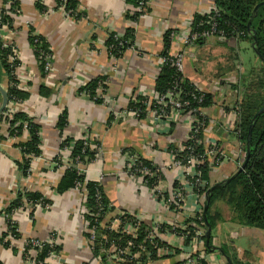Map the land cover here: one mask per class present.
I'll return each instance as SVG.
<instances>
[{
	"label": "crops",
	"instance_id": "crops-1",
	"mask_svg": "<svg viewBox=\"0 0 264 264\" xmlns=\"http://www.w3.org/2000/svg\"><path fill=\"white\" fill-rule=\"evenodd\" d=\"M78 1V11L84 14L80 21L67 17L63 9H56V0H42L47 7L45 12L37 8V0H19L20 14L14 18V29L3 34L19 48L22 67L17 75L27 80L28 89L21 90L30 94L15 110L26 113L41 126L42 155L32 160L31 175L22 176L19 164L23 155L18 144L27 142L29 135L23 133L10 139L6 122L0 123V264H31L23 257L26 241L50 242L56 233L60 234L57 245L61 250L56 257H49L47 264H101L94 260V252L86 243L82 194L75 190L59 194L55 190L66 171V167L54 163L63 137L81 139L87 131L101 148L98 157L86 166L85 174L87 181L102 186L110 202L112 211L105 222L117 231L121 225L118 215L128 213L152 230V225L162 217L165 224L164 230L159 231L160 241L171 252L154 264L182 262L190 245L170 231L175 216L159 204L143 179L128 174L126 151L162 167L160 188L169 192L182 173L171 167L169 147L185 139L189 124L172 123L169 127L164 119L150 117L148 121H141L130 114L111 124L108 120L110 111L127 110L136 94L151 97L155 93L165 33L184 30L187 20L210 11L214 1L149 0L150 11L137 22L127 18L136 9L125 0ZM3 7L4 0H0V9ZM130 28L134 29L135 45L115 60L107 50L106 41L110 34L125 36ZM30 29L35 35L43 36L53 52L52 69L46 76L42 75L29 44ZM239 41L212 38L186 50L184 76L212 96L211 105L202 108L208 120L204 138L226 155L220 166L210 172L207 183L211 186L235 175L239 171V159L245 158L237 132V105L244 91L242 77L257 67V60L245 68L240 56L234 55ZM244 41L253 48L249 40ZM254 52L258 59L255 49ZM260 63L263 66L261 59ZM102 76L108 77V96L112 99L109 107L92 102L80 92L82 86ZM226 81L232 87L222 92L220 86ZM0 85L5 89L9 85L8 75L1 66ZM42 86L51 90L50 97L41 96ZM65 110L69 124L62 137L57 123ZM20 190L42 194L50 201V208L29 204L30 212L19 209L14 213L20 239L12 241L16 248L13 250L1 242L7 230L3 211ZM25 202L28 203L24 196ZM186 206L176 220L182 226L194 221L201 207L194 196L188 198ZM211 214L216 222L212 231L215 246H225L240 264H264V230L235 223L231 208L222 199L214 202ZM173 251L178 253L172 254ZM207 264L229 262L221 253L213 252L207 254Z\"/></svg>",
	"mask_w": 264,
	"mask_h": 264
},
{
	"label": "trees",
	"instance_id": "trees-1",
	"mask_svg": "<svg viewBox=\"0 0 264 264\" xmlns=\"http://www.w3.org/2000/svg\"><path fill=\"white\" fill-rule=\"evenodd\" d=\"M128 5L133 6L135 9L138 7H143L140 5L142 2L145 6L142 11H134L133 13H128L127 18L134 22H137L139 18L150 11L148 6L149 0H125ZM10 0H4V5L8 4ZM264 0H215V5L218 13L213 11L205 14H195L193 29L196 33L202 34L204 32L210 31L212 23L217 24V31L223 32L227 39L235 38L240 40H249L252 44H255V51H259L261 59L263 62V67L260 71V76L256 78V82L253 85V89H244V97L237 105L238 122H237V132L239 140L242 144V149L244 155L248 154L247 163L243 171H238L232 177L214 185L215 189L211 192V204L207 213V219L212 227V231L216 227V222L211 214V207L214 202L218 199H222L230 208L233 213V221L238 225L256 228L264 230ZM11 3V2H10ZM37 8L45 12L47 7L44 6L42 0H37ZM262 4L258 9L256 7ZM62 5L60 0H57L56 9H59ZM79 1L78 0H67L65 3V11L76 21H80L84 18V14L78 11ZM12 15L20 14V3L19 1L12 2L10 4V9L8 10ZM14 20L8 14H6L5 9H1L0 12V30L4 25H7L10 30L14 28ZM174 30H169L164 35V50L161 56H166L171 47L170 34ZM134 39V29H128L127 33L123 37H117L115 34H110L108 40L106 41V47L111 57L120 59L124 56L128 48L135 45ZM208 40V39H207ZM203 37H200L196 46L204 44L206 41ZM29 44L34 49L35 56L38 60L39 69L43 76L48 73L46 71V61L42 54L53 55L49 43L43 36L35 35L34 30L30 29L29 34ZM12 54L10 47H4L2 41L0 40V66L4 69L9 78L8 85V96L9 101L13 99L16 101L24 102L26 101L30 94L18 87L17 77L15 75L16 67L19 61L11 63L9 57ZM107 76H102L100 78L94 79L80 88V92H86L90 100L96 104H103V100L98 98V89L101 81L107 80ZM179 83L181 89L183 90V98L190 101V106L184 108V112H187L196 108H206L211 105L212 96L211 94H204V101L198 104L195 99H193L192 94L195 92L194 84L187 79L183 74L179 73L176 68L172 67L169 63L165 64L158 75L155 82V92L159 95H165L170 89H172L175 83ZM106 90L107 85L103 86ZM52 94L51 90L47 87L42 86L41 96L50 97ZM97 97V98H96ZM135 100H132L129 106V110H135L137 108L143 110L141 118H145L147 115L146 106L140 101H144V98L139 96ZM1 101V94H0ZM263 109V112L256 117V114ZM4 115H0V123L2 121L8 122V137H20L28 132L29 140L27 142L19 143L18 146L22 151L23 159L19 164L21 169V174L24 177H28L29 169L31 168V160L28 158L30 156L39 157L42 155V140H41V126L37 124L33 118L24 112H17L13 114V119L4 120ZM114 121V115L109 116L108 123L111 124ZM69 124V114L65 110L59 117L57 128L60 131L62 137L66 127ZM253 128L251 129V127ZM86 135V134H85ZM98 148H100V143L96 140L91 141ZM65 148L71 149L70 155V166L66 169L62 179L56 187V191L59 194H63L69 190H73L77 187L79 183L85 184L86 190L88 192V198L86 206L89 209V214L85 215V220L89 222L91 226H97L98 230L102 231L103 235L112 238H122V241L128 239L126 236H122L119 233L110 231L108 227L111 223H106V217L110 215L112 209L110 202L108 201L102 186L96 182H90L86 179V174H82L77 169V165L80 164L87 166L92 161H94L99 152L95 149L89 148L85 145L83 139H75L70 137H63L60 145V149L65 150ZM197 152H203V147H199ZM245 159V158H244ZM54 163L58 166L61 165L58 156L54 158ZM146 164L150 165V162L145 161ZM212 169L205 165L202 167L203 179L208 182L210 177V172ZM148 185L152 187L155 185V179L145 178ZM211 185H207L204 190H201L202 194H206L211 188ZM26 197L28 204L35 206L37 203H42L44 205L50 204L40 193L25 192L20 190L16 198L5 208L3 215L7 222V230L2 236L1 242L4 246L12 248L15 250L9 241H6L9 234L12 233L16 239H20V233L18 229V224L13 220L14 213L24 206L23 197ZM206 205V201L204 203ZM99 215L98 218L95 217ZM94 215V216H93ZM199 227H203L201 221H193ZM187 222V229L180 231L186 237V245L191 244L193 236L195 235L196 226H193ZM205 227L207 230V224L205 222V217L203 219ZM87 234H85L86 236ZM146 235L144 225L141 226L139 238L143 239ZM204 240L205 246L204 250L197 252L194 257H199L201 254H210L213 252L221 253L225 258L231 259L232 264H240L234 255H231L229 250L225 247H218L214 244V235L211 234L210 239L207 242L206 236L202 238ZM101 246L96 242L94 248L95 257H103L102 249H106L105 240L102 239ZM29 247L26 246L23 251V257L25 261H34L35 264H47V260L50 257V253L59 254L61 250L60 245H54L51 247L48 243L44 244L43 250L37 254L36 257L29 256ZM155 252V251H153ZM178 253V251H176ZM157 258L154 255L153 260L156 261ZM101 264H111L108 262L107 256L101 259ZM175 264H184V262H176ZM199 264H207L204 260H199Z\"/></svg>",
	"mask_w": 264,
	"mask_h": 264
},
{
	"label": "built area",
	"instance_id": "built-area-1",
	"mask_svg": "<svg viewBox=\"0 0 264 264\" xmlns=\"http://www.w3.org/2000/svg\"><path fill=\"white\" fill-rule=\"evenodd\" d=\"M19 0H10V2H16ZM62 2V5L59 9H63L67 17H71L66 11H65V3L67 0H60ZM213 7L210 11L207 13L213 11L215 13H218V10L215 5V0ZM8 3L4 5L3 9H5L6 14L10 15L13 20L17 15H12L8 10L10 9V4ZM57 4V0H56ZM143 7L145 6V3H141ZM143 7H138L136 11H142ZM2 9V8H1ZM0 9V12H1ZM146 14V12L144 13ZM72 18V17H71ZM15 21V20H14ZM193 22H194V16L187 20V25L184 30L181 31H173L170 34V40H171V47L168 51L166 56H161L160 64L163 67L165 64H170L172 67L176 68V70L184 75L185 72V57H186V50L190 47L196 46V42L200 37H203L204 39H220L222 41L228 40L223 32L217 31V24L214 22L212 23L211 30L204 32L202 34H198L193 29ZM29 24V23H28ZM27 24V25H28ZM14 29V28H13ZM7 31H12L8 28L7 25H4L2 29L0 30V40L3 43L4 47H10L12 54L9 57V61L11 63H14L15 61H19L18 66L16 67L15 75L17 77L18 81V87L20 89H28L27 80L22 78L21 76L17 75V70L22 67V62L19 56V48L16 44L11 43V41H8L7 38L3 35ZM119 37L118 35H116ZM33 49V48H32ZM34 51V49H33ZM43 57H45L46 61V71L49 74V72L52 69V62H53V55L48 54H42ZM114 58V57H113ZM117 60V58H114ZM47 74V75H48ZM108 78L107 80L101 81L99 84L98 89V98H101L103 100V104L107 107L111 106L112 99L108 96V88L105 90L103 86H108ZM195 92L192 94L193 99L198 104H201L204 101V94L207 92L194 84ZM232 85L230 81H226L224 85H221V91H225V89L231 88ZM84 95L88 96L86 92L83 93ZM183 90L181 89V86L179 83H175L174 87L170 89L165 95H159L156 92L151 96H141L139 94H136L133 98L136 103L137 97L141 96L144 98V101H140L143 105L146 106V112L147 115L145 118H141V115L143 114V110L137 108L135 110H127L121 111L118 113H114L113 111H110V115H114V121H120L124 120L125 116L133 115L136 119L141 121H148L150 117L157 118V119H164L165 121H168L169 127L172 126V123L174 124H184V122L188 123L187 127V135L185 139L179 143L176 146H170V156L172 158L171 161V167L175 169L182 170V173L178 177V180L174 183V186L172 190L167 192V190H163L160 188L161 183L163 181V168L160 166H157L154 163H150V165L145 163V159H143L139 154L134 153L130 150L126 151L127 153V165L126 169L129 175L133 177H141L147 187H149L152 192L154 193L156 199L158 200L159 204L163 206L165 210L168 212L170 211L175 217L171 226V232L176 234L179 238L184 239L186 241V237L183 233L180 231H184L187 229V226L179 225L176 220L181 215V213L187 209V200L190 196L195 197V201L201 205L200 209H197L199 211H196V215L194 217V221H201L203 227H199L193 223H189L193 226H196L195 235L193 236L192 242L190 245V248L188 251L185 252L183 255V261L184 264H199V260H204L207 263V254H201L199 257H194L197 252H201L204 250V240L202 239L206 234V227L205 223L203 222L204 219V206L206 201V194H202L201 190H204L208 183L203 179L202 174V167L207 165L212 170L216 169L220 166L223 159L226 158V155L221 151L216 144L212 143L211 141H207L204 138V133L206 132V129L208 127V120L202 113V108H196L189 110L187 112H184V108H188L190 106V101L185 100L182 96ZM89 97V96H88ZM96 97V98H97ZM22 102L12 100L9 101V104L6 108V110L2 113L4 115V118L6 120L13 119V114L17 113L15 110L16 105H20ZM4 119V120H5ZM8 128V122L6 123ZM182 124V125H183ZM25 133H28L25 131ZM86 135L83 136L81 139L85 142L86 146H89L91 149H95L98 152L101 148H98L95 144H93L94 139H92L90 131H87L85 133ZM10 138V137H8ZM10 139H16V137H11ZM199 147H203V152L199 153L196 150ZM243 154V152H242ZM70 155H71V149L65 148V150H60L59 154L57 155L60 159L61 165L64 166L66 169L70 166ZM31 162L34 159L40 158L30 156L28 157ZM244 163V159H239V169ZM77 169L80 173L85 174L86 172V166L80 164V162L77 165ZM31 175V168L29 169L28 176ZM145 178L149 179H155L156 183L152 187L148 185V182ZM86 182L84 184L79 183L77 187L73 190L78 191L82 194L84 205L82 207L81 213L83 214V217L85 219V215L89 214V209L86 206L87 198H88V192L86 190L85 186ZM24 206L20 209H25L26 211L30 212V205L28 203H23ZM30 206V207H29ZM36 207L44 206L46 208H50L49 204H42L37 203L35 205ZM111 206V205H110ZM198 208V207H197ZM94 216V215H93ZM98 214L95 216L98 218ZM118 220H120L121 225L120 229L115 231L112 228V225L109 228L110 231H114L116 233L121 234L122 236L128 237L125 241H122V238H112L109 239L106 235L104 236L102 231L98 230L97 226H91L88 221H86V232L87 234L85 236L86 243L89 246V248L94 252L95 244L98 242V244L101 246L102 239L105 240V245L107 246L106 249H102V256H107L108 262L111 264H154V255L161 259L166 254H169V251L171 252V249L168 246H164L163 243L160 241L159 237V231L164 230V224L162 217H160L153 225L152 230H149L147 227H145L144 224L140 222L137 218L134 216H130L128 213H120L118 215ZM14 220V215H13ZM15 221V220H14ZM16 222V221H15ZM17 223V222H16ZM144 225L146 235L143 239L139 238V233L141 226ZM101 232V240L98 241L99 233ZM60 237V234H53L51 236L50 242L48 241H42L38 239H29L25 243V247H29V256L30 257H36L38 253L43 250L44 244L48 243L53 247L54 245H57V238ZM18 240L15 238V236L10 233L6 241H9L12 245V241ZM24 247V249H25ZM155 251V252H153ZM172 254H176L175 251L172 252ZM57 254L51 252L50 257H56ZM102 257V258H103ZM101 257H95L94 260L96 262H101ZM158 259V260H159ZM157 261V260H156ZM31 264H35L34 261H28Z\"/></svg>",
	"mask_w": 264,
	"mask_h": 264
},
{
	"label": "rangeland",
	"instance_id": "rangeland-1",
	"mask_svg": "<svg viewBox=\"0 0 264 264\" xmlns=\"http://www.w3.org/2000/svg\"><path fill=\"white\" fill-rule=\"evenodd\" d=\"M235 53L234 55L238 54L240 56V59L241 61L243 62V64L245 65V68H249L250 65H252V63H254V59L257 60L256 63H257V67L256 68H252L248 71V73L245 74L244 77H242V84L244 85V89H248V91L250 89L256 91V89H253V85L254 83L256 82V78L258 76H260V71H261V68L263 66L262 63H260V59L254 57L255 55V52H254V49L251 47V45L247 42V41H244V40H240L238 43H237V48L235 49ZM238 52V53H237ZM232 56H233V53H231ZM257 56V55H256ZM242 87V88H243ZM245 93V90L243 91L242 93V96L241 98L243 99V95ZM241 99V100H242Z\"/></svg>",
	"mask_w": 264,
	"mask_h": 264
},
{
	"label": "water",
	"instance_id": "water-1",
	"mask_svg": "<svg viewBox=\"0 0 264 264\" xmlns=\"http://www.w3.org/2000/svg\"><path fill=\"white\" fill-rule=\"evenodd\" d=\"M264 4V2L262 3ZM262 4H259L256 9H258ZM253 45V48L255 49V44H252ZM257 55L259 56V58L261 59V55H260V52L259 51H256ZM262 60V59H261ZM0 94H1V98H2V101H1V104H0V115L6 110L8 104H9V96H8V90L5 89L4 87H2L0 85ZM263 112V109L260 110L257 114H256V117L259 116L261 113ZM253 128V126L251 127V129ZM247 159H248V154H246L245 156V159H244V163L242 164V166L240 167L239 171H243L244 168H245V165L247 163ZM216 186H212L208 192L206 193V205L204 206V211H203V214H204V217H205V222L207 224V230H206V238H207V242L208 240L210 239L211 237V234H212V227L207 219V213H208V210H209V207H210V204H211V192L215 189ZM101 240V232L99 233V237H98V241ZM229 264H232V261L231 259H227Z\"/></svg>",
	"mask_w": 264,
	"mask_h": 264
}]
</instances>
